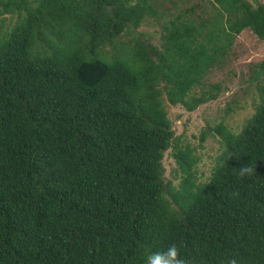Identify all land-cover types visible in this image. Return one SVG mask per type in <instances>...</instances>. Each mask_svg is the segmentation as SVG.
Returning <instances> with one entry per match:
<instances>
[{
  "label": "trees",
  "instance_id": "1",
  "mask_svg": "<svg viewBox=\"0 0 264 264\" xmlns=\"http://www.w3.org/2000/svg\"><path fill=\"white\" fill-rule=\"evenodd\" d=\"M183 2L0 0V264H144L173 244L187 264H264V59L254 112L213 127L207 180L163 104L215 99L204 78L242 30L264 40V3Z\"/></svg>",
  "mask_w": 264,
  "mask_h": 264
},
{
  "label": "rangeland",
  "instance_id": "2",
  "mask_svg": "<svg viewBox=\"0 0 264 264\" xmlns=\"http://www.w3.org/2000/svg\"><path fill=\"white\" fill-rule=\"evenodd\" d=\"M183 1L187 2L184 4L186 6L194 0ZM260 1L264 3V0ZM14 21L13 17L6 18L2 27L8 30ZM138 29L148 30L150 40L159 45L158 23L151 20L149 24L142 23ZM128 38V32L118 37L120 41ZM107 50L110 48L108 47ZM262 59H264V40L258 39L249 29H244L237 34L224 63L213 67L204 78L205 84L220 85L221 88L215 99L201 103L195 110L189 111L180 104H168L164 97L163 104L171 121L173 142L181 146L188 145L196 157L192 168L196 181L209 178L214 159L221 151L220 137L213 131V127L222 122L232 131L237 132L254 112L260 92L251 78L252 66ZM259 83L264 85V76L260 78ZM198 89L197 87L196 90ZM203 131L206 135L204 140H200ZM170 151L171 147L164 153L163 166L165 175L177 183L179 175L173 176L176 164Z\"/></svg>",
  "mask_w": 264,
  "mask_h": 264
},
{
  "label": "clouds",
  "instance_id": "3",
  "mask_svg": "<svg viewBox=\"0 0 264 264\" xmlns=\"http://www.w3.org/2000/svg\"><path fill=\"white\" fill-rule=\"evenodd\" d=\"M251 167L242 166L240 175L251 174ZM144 264H187V260L179 255L175 244L170 245L166 251H157L147 254L144 257Z\"/></svg>",
  "mask_w": 264,
  "mask_h": 264
}]
</instances>
